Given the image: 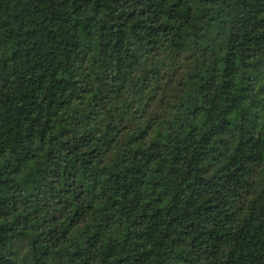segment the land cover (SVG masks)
<instances>
[{"label": "trees", "instance_id": "16d2710c", "mask_svg": "<svg viewBox=\"0 0 264 264\" xmlns=\"http://www.w3.org/2000/svg\"><path fill=\"white\" fill-rule=\"evenodd\" d=\"M0 264H264V0H0Z\"/></svg>", "mask_w": 264, "mask_h": 264}]
</instances>
